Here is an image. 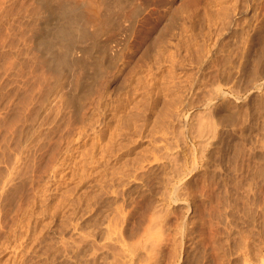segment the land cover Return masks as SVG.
<instances>
[{"label": "rangeland", "instance_id": "1", "mask_svg": "<svg viewBox=\"0 0 264 264\" xmlns=\"http://www.w3.org/2000/svg\"><path fill=\"white\" fill-rule=\"evenodd\" d=\"M1 3L0 264H264V0H110L80 65L38 45L47 3ZM204 137L167 200L170 158L189 169Z\"/></svg>", "mask_w": 264, "mask_h": 264}, {"label": "bare ground", "instance_id": "2", "mask_svg": "<svg viewBox=\"0 0 264 264\" xmlns=\"http://www.w3.org/2000/svg\"><path fill=\"white\" fill-rule=\"evenodd\" d=\"M5 1V0H4ZM108 1H110V0H108ZM108 1H105V0H53V1H51V2H54V3H50V0H43V2H45V3H47V7L45 8V9H48V11L46 10V12H50L49 14H50V16H47V18H49V19H46L48 22L46 23L47 25L46 26H44L46 29H45V31L44 32H46V33H44V34H42L41 36L42 37H38L39 39H37V41H39V43H38V45L39 44H46V46L49 48V50L51 51H56V55H54L55 56V59L58 61L57 63L58 64H62L63 63V65L64 64H66V62H70V64L72 63H77V62H74V60L73 59H75V58H73L74 56V53H75V50H77L78 48H81L80 47V45H79V43L81 42L82 43V41L84 40L83 38H85L86 36H88V35H90L91 33H92V26L93 25H95V26H97V25H100L101 26V24H103L104 22H103V19H105L106 20V18H105V15L108 13H106V14H104L103 13V8H105V2H108ZM123 1V0H122ZM222 1V0H221ZM233 1V0H232ZM236 1V0H235ZM240 1V0H239ZM112 2V1H111ZM110 2V3H111ZM116 1H114V3H115ZM206 2H207V0H206ZM244 2V1H243ZM0 3H1V0H0ZM113 3V2H112ZM113 3V4H114ZM118 3V4H117ZM116 4L117 5H119V2H117ZM121 3V2H120ZM224 3V2H223ZM222 3V4H223ZM238 3H240V2H238ZM245 3V2H244ZM252 3V2H251ZM2 4V3H1ZM0 4V5H1ZM3 4H4V2H3ZM109 4V3H108ZM221 4V3H220ZM221 4V5H222ZM111 5V4H110ZM211 5V4H210ZM226 5V4H225ZM238 5V4H237ZM241 5V4H240ZM243 5V4H242ZM2 6V5H1ZM217 6V5H216ZM215 6V7H216ZM220 6V5H219ZM231 6V5H230ZM4 8H5V6H3ZM200 7H202V6H200ZM7 8V7H6ZM110 9V6L109 7H107V9ZM113 8V7H112ZM211 8V7H210ZM221 8V7H220ZM241 8V7H240ZM2 9V8H1ZM106 9V10H107ZM204 9V8H203ZM215 9V8H214ZM225 9H226V7H225ZM5 10V9H4ZM105 10V9H104ZM217 10V9H216ZM0 11H2V10H0ZM6 11V10H5ZM110 11H112L111 9H110ZM204 11V10H203ZM207 11V10H206ZM218 11H219V9H218ZM225 11V10H224ZM239 11V10H238ZM106 12V11H105ZM133 12H134V10H133ZM208 12V11H207ZM210 12V11H209ZM213 12V11H212ZM219 12H221V10L219 11ZM240 12V11H239ZM118 12H116V14H117ZM135 13V12H134ZM205 14V13H204ZM210 14V13H209ZM213 14V13H212ZM211 14V15H212ZM222 14V13H221ZM225 14V13H224ZM230 14V13H229ZM48 15V14H47ZM104 15V16H103ZM110 15V14H109ZM214 15V14H213ZM217 15H218V13H217ZM220 15V14H219ZM223 15V14H222ZM226 15H227V13H226ZM52 16H53V18L55 19L54 20V22H53V20L51 19L52 18ZM116 16V15H115ZM208 16V15H207ZM224 16V15H223ZM230 16V15H229ZM228 16V17H229ZM213 17V16H212ZM216 17V16H215ZM221 17V16H220ZM2 18V17H1ZM109 18H111V17H109ZM108 18V19H109ZM223 18V17H222ZM114 19V18H113ZM112 19V20H113ZM117 19V18H116ZM221 19V18H220ZM51 20H52V22H51ZM224 20V19H223ZM109 20H107V22H108ZM236 21V20H235ZM106 22V21H105ZM106 22V23H107ZM216 22V21H215ZM231 22V21H230ZM200 23V22H199ZM223 23V22H222ZM93 24V25H92ZM238 24V23H237ZM92 25V26H91ZM106 25V24H105ZM104 25V26H105ZM216 25V24H215ZM236 25V24H235ZM264 25V24H263ZM91 26V28H89ZM99 26V27H100ZM104 26H102L101 28H103ZM107 26V25H106ZM99 27L98 28H96L97 30L99 29ZM264 27V26H263ZM94 28V27H93ZM105 28V27H104ZM89 29H91L90 31H89ZM94 30H95V28L93 29V32H94ZM101 30H103V29H101ZM202 30V29H201ZM242 30V29H241ZM240 30V31H241ZM100 31V30H99ZM2 32V31H1ZM96 32V31H95ZM97 33V32H96ZM92 34H95V33H92ZM98 34V33H97ZM204 34V33H203ZM202 35V34H201ZM91 36V35H90ZM89 36V37H90ZM95 36H96V34H95ZM203 36V35H202ZM92 37H94V35L93 36H91L90 38L91 39H93ZM87 38V37H86ZM83 39V40H82ZM95 42V41H94ZM253 42V41H252ZM87 44V43H86ZM85 44V45H86ZM203 45V44H202ZM43 46V45H42ZM199 46H201V45H199ZM264 46V45H263ZM46 47V48H47ZM85 47V46H84ZM203 47V46H202ZM201 47V48H202ZM43 48V47H42ZM47 48V49H48ZM263 48V47H262ZM2 49V48H1ZM53 49H55V50H53ZM103 49V48H102ZM3 50V49H2ZM43 50V49H42ZM47 51V50H46ZM162 51V50H161ZM202 51V50H201ZM163 52V51H162ZM206 52H207V50H206ZM215 52V51H214ZM261 53V52H260ZM76 54V53H75ZM206 54V53H205ZM52 55V54H51ZM52 55V56H53ZM48 56V55H47ZM50 56V55H49ZM73 56V57H72ZM105 57V56H104ZM73 58V59H72ZM79 58V57H78ZM256 59H258V58H256ZM52 60V59H51ZM104 60V59H103ZM203 60V59H202ZM76 61H78V60H76ZM51 62V61H50ZM55 62V61H54ZM82 63H83V61H81ZM199 62V61H198ZM80 63V61L77 63L78 65H80L79 64ZM230 63V62H229ZM256 63V62H255ZM69 64V63H68ZM71 64V65H72ZM84 65V64H83ZM93 65V64H92ZM260 65V64H259ZM59 66V65H58ZM95 66V65H94ZM56 67V66H55ZM96 67V66H95ZM108 67V66H107ZM250 67V66H249ZM58 68V67H57ZM62 68V67H61ZM99 68V67H98ZM2 69V68H1ZM103 69V68H102ZM54 70V69H53ZM57 70H59V69H57ZM1 71V70H0ZM61 71V70H60ZM104 71V70H103ZM2 73V72H1ZM81 73H83V72H81ZM95 74H96V72H94ZM99 73V72H98ZM97 73V74H98ZM85 74V73H84ZM103 74V73H102ZM254 74V73H253ZM261 75V74H260ZM91 76V75H90ZM255 76V75H254ZM80 77H83V76H80ZM257 78V77H256ZM87 79V78H86ZM106 79H108V78H106ZM55 80V79H54ZM58 80V79H57ZM78 81V80H77ZM83 81V80H82ZM90 81V80H89ZM254 81V80H253ZM86 82H88L87 80H86ZM250 82V81H249ZM53 83V82H52ZM57 82H55V84H56ZM91 83V82H90ZM79 84V83H78ZM85 83H83V85H84ZM90 85V84H89ZM257 85V84H256ZM81 86V85H80ZM255 86V85H254ZM258 87H260V86H258ZM90 88V87H89ZM250 88V87H249ZM88 89V88H87ZM2 90V89H1ZM87 91V90H86ZM89 91V90H88ZM212 91H213V89H212ZM4 92V91H3ZM79 92V91H78ZM215 92H217V91H215ZM225 92V91H224ZM224 92H221V93H223V95H224ZM240 92V91H239ZM1 93V92H0ZM208 93V92H207ZM206 93V94H207ZM212 92L210 91V94H211ZM218 93V92H217ZM220 93V92H219ZM82 94V93H81ZM213 94H214V96H215V93L213 92ZM76 95H78V94H76ZM204 95V94H203ZM231 95V94H230ZM68 96H69V94H68ZM193 96V95H192ZM211 96L213 97V95L211 94ZM221 96V95H220ZM81 97H82V95H81ZM212 97H210V95H209V97H208V100H209V102H208V105H210V100H211V98ZM221 97H224V96H221ZM235 97V96H234ZM261 97V96H260ZM68 98V97H67ZM207 100V101H208ZM213 100H215V99H213ZM222 100V99H221ZM76 101V100H75ZM77 101H78V99H77ZM206 101V102H207ZM263 101V100H262ZM66 103H67V101H66ZM74 105V104H73ZM204 105V104H203ZM217 105V104H216ZM72 106V105H71ZM210 106H212L211 107V109H213L214 107H215V105H213V104H211ZM209 106V107H210ZM263 107V106H262ZM208 110L210 109V108H207ZM260 109V108H259ZM206 110H204V112H205ZM253 111V110H252ZM210 112H213V110L212 111H210ZM209 112V113H210ZM206 113V112H205ZM251 113V112H250ZM76 114V113H75ZM194 114V113H193ZM255 114V113H254ZM260 115V114H259ZM194 117V116H193ZM201 117V116H200ZM197 118V119H199V120H202L201 118ZM206 117V116H205ZM208 117V116H207ZM213 117V116H212ZM209 118V117H208ZM211 118V117H210ZM210 118H209V121H210ZM194 119H195V117H194ZM205 119V118H204ZM203 119V120H204ZM205 120H207V119H205ZM212 120V119H211ZM263 122V121H262ZM192 123V122H191ZM212 123H213V120H212ZM190 124V123H189ZM197 125V124H196ZM206 125V124H205ZM214 125V124H213ZM264 125V124H263ZM192 126V125H191ZM199 126H200V124H199ZM214 127V129H215V125L213 126ZM183 128H184V126H183ZM197 128V127H196ZM262 128V127H261ZM177 129H178V127H177ZM176 129V130H177ZM201 129H203L202 127H201ZM205 129V128H204ZM207 129L209 130V128H208V125H207ZM242 129V128H241ZM175 130V131H176ZM189 130V129H188ZM195 130V129H194ZM207 130V131H208ZM211 130H212V128H211ZM210 130V131H211ZM173 131V130H172ZM190 131V130H189ZM218 131V130H217ZM194 132V131H193ZM198 132V131H197ZM201 132V131H200ZM214 132V131H213ZM174 133H176L177 134V136H179L180 137V140H181V138H183V136H184V134H185V132H184V130L182 129V128H180V129H178V131H176V132H174ZM173 133V134H174ZM210 133V132H209ZM223 133V132H222ZM175 134V135H176ZM194 134V133H193ZM196 134V133H195ZM188 135H190V134H188ZM206 135V134H205ZM211 135H213V133L211 134ZM176 136V137H177ZM186 136V135H185ZM199 136L200 137H198V138H202L204 135L203 134H199ZM217 136V135H216ZM195 137H197V136H195ZM209 137H210V135H209ZM172 138H173V136H172ZM207 138V137H206ZM205 137L200 141H197V142H199V144H197L196 146H195V150H196V152H193L192 151V157H190L191 159V161H190V164H191V167L188 169L187 168V170H184V168L182 167L183 165H182V163H181V165H179L178 167L177 166H175L176 164H178V163H175V161L172 159V158H170L171 160H170V162L172 163L171 165L173 166V167H171L172 169H169V170H172V173H169V174H167L166 175V182H164V185L165 184H167V185H165V186H168L169 185V187H166V188H169V190L168 191H164V193H163V195L165 194V197L164 198H166L167 197V200H170L171 199V201L172 202H176V201H178L179 202V200H182V198H184L186 195V191H185V189H187L186 188V185H187V181L189 180V179H187V180H185L184 179V177H185V175H187L189 172L191 173L192 171L193 172H195V170H196V168L198 169V167H197V165H196V162H195V159L197 158H202L203 157V153H204V150H205V148H206V146L209 144V143H207L208 141H205V140H207ZM230 138V137H229ZM245 138V137H244ZM176 139V138H175ZM191 139V138H190ZM194 139V138H193ZM221 139V138H220ZM177 140V139H176ZM185 140V139H184ZM218 140V139H217ZM222 140V139H221ZM179 142V141H178ZM231 142V141H230ZM184 143V142H183ZM213 143V142H212ZM232 143V142H231ZM216 150V149H215ZM225 150V149H224ZM240 151V150H239ZM167 152V151H166ZM197 152H199V154H198V156H196L197 154ZM218 153V152H217ZM234 153V152H233ZM238 153V152H237ZM174 154V153H173ZM209 154V153H208ZM165 155V154H164ZM167 155V154H166ZM169 156H170V154H169ZM165 157V156H164ZM174 157V156H173ZM204 158V157H203ZM202 158V159H203ZM263 158V157H262ZM167 159V158H166ZM175 159V158H174ZM216 159V158H215ZM224 159V158H223ZM176 160V159H175ZM180 160V159H179ZM189 160V159H188ZM213 160V159H212ZM226 160H227V158H226ZM231 160V159H230ZM177 161V160H176ZM182 161V160H181ZM187 161V160H186ZM204 161V160H203ZM206 161V160H205ZM177 162H179V161H177ZM262 162V161H261ZM204 163V162H203ZM170 164V163H169ZM232 164V163H231ZM259 164V163H258ZM203 165V164H202ZM264 165V164H263ZM262 165V166H263ZM167 166H168V164H167ZM170 166V165H169ZM180 166H181V168H180ZM229 166V165H228ZM261 166V167H262ZM203 167V166H202ZM258 167H259V165H258ZM135 168V167H134ZM150 168V167H149ZM204 168V167H203ZM202 168V169H203ZM206 168V167H205ZM204 168V169H205ZM213 168V167H212ZM216 168H217V165H216ZM233 168V167H232ZM151 169V168H150ZM214 169V168H213ZM261 169V168H260ZM152 170V169H151ZM230 170V169H229ZM146 172H147V170H145ZM144 171V172H145ZM153 171V170H152ZM151 171V172H152ZM218 171V170H217ZM231 171V170H230ZM143 172V173H144ZM150 172V171H149ZM210 172V171H209ZM232 172V171H231ZM230 172V173H231ZM257 172V171H256ZM168 173V172H167ZM206 173V172H205ZM262 173V172H261ZM144 174H146V173H144ZM147 174H148V172H147ZM151 174V173H150ZM161 174V173H160ZM214 174V173H213ZM217 174V173H216ZM260 174V173H259ZM136 175V174H135ZM152 175V174H151ZM150 175V176H151ZM223 175V174H222ZM253 174H251V176H252ZM149 176V175H148ZM189 176V175H188ZM195 176V175H194ZM213 176V175H212ZM250 176V175H249ZM255 176V175H254ZM155 177V176H154ZM163 177H165V173H164V176ZM208 177V176H207ZM215 177V176H214ZM217 177V176H216ZM139 178H141V177H139ZM147 178V177H146ZM152 178V177H151ZM159 178H161L160 176H159ZM249 178V177H248ZM263 178V177H262ZM162 179V178H161ZM163 179H165V178H163ZM215 179V178H214ZM247 179V178H246ZM256 179V178H255ZM147 180H150V178L149 179H147ZM223 180V179H222ZM234 180V179H233ZM249 180V179H248ZM162 182L164 181V180H161ZM215 181H217V180H215ZM246 181V180H245ZM256 181V180H255ZM258 181V180H257ZM147 182V181H146ZM149 182V181H148ZM151 182V181H150ZM189 182V181H188ZM234 182V181H233ZM249 182V181H248ZM260 182V181H259ZM143 183H144V181H143ZM235 183V182H234ZM240 183V182H239ZM244 183V182H243ZM163 183H161V185H162ZM217 184H218V182H217ZM248 184V183H247ZM246 184V185H247ZM164 185L163 186H160L161 187V189L164 187ZM189 185V184H188ZM211 185V184H210ZM237 185V184H236ZM246 185H244V186H246ZM238 186V185H237ZM243 185H241V187H242ZM248 186V185H247ZM253 185H251V187H252ZM149 187V186H148ZM230 187V186H229ZM249 187V186H248ZM149 188H151V186L149 187ZM148 188V189H149ZM171 188V189H170ZM226 189V188H225ZM248 189V188H247ZM250 189V188H249ZM162 190H166V189H162ZM191 190H193V189H191ZM219 190V189H218ZM230 190V189H229ZM244 190H245V188H244ZM149 191V190H148ZM147 191V192H148ZM225 191V190H224ZM237 191V190H236ZM249 191V190H248ZM144 192V191H143ZM242 192H244V191H242ZM250 192H251V190H250ZM146 193V192H145ZM151 193H153V192H151ZM167 193V194H166ZM168 193H170V194H168ZM187 193H188V191H187ZM233 193V192H232ZM248 193V192H247ZM148 194V193H147ZM238 194V193H237ZM244 194V193H243ZM151 195H153V194H151ZM185 195V196H184ZM189 195V194H188ZM216 195V194H215ZM229 195V194H228ZM233 195V194H232ZM248 195V194H247ZM253 196V195H252ZM140 197V196H139ZM144 197V196H143ZM148 197V196H147ZM228 197V196H227ZM246 197V196H245ZM220 198V197H219ZM148 199V198H147ZM151 199H154V198H151ZM224 199H227V198H224ZM156 200V199H155ZM166 200V199H165ZM221 200V199H220ZM223 200V199H222ZM141 201V200H140ZM145 201V200H144ZM152 201V200H151ZM160 202H161V200H159ZM159 201H157V203H156V201H155V203L157 204V205H155V207L153 208V210H152V216H153V218L154 217H158L159 215H156V214H158V212H160V215H162L161 214V212L162 211H164L165 210V213H167V206L170 204H168L166 207H164V204L162 205L161 203H159ZM183 202H185L184 200H182ZM211 201V200H210ZM209 201V202H210ZM213 201V200H212ZM231 201V200H230ZM164 201H162V203H163ZM170 202V201H169ZM226 202V201H225ZM246 202V201H245ZM251 202V201H250ZM147 203V202H146ZM145 203V204H146ZM150 203V202H149ZM159 203V204H158ZM144 204V203H143ZM189 203L187 202V206L185 205V207L187 208V210L189 209V205H188ZM226 204H229V203H226ZM247 204V203H246ZM253 204V203H252ZM248 205V204H247ZM251 205V204H250ZM88 206V205H87ZM194 206V205H193ZM232 206V205H231ZM239 206V205H238ZM237 206V207H238ZM249 206V205H248ZM152 207L153 206H151V209H152ZM236 207V206H235ZM234 207V208H235ZM253 207V206H252ZM257 207V206H256ZM150 208V207H149ZM181 208V207H180ZM194 208V207H193ZM196 208V207H195ZM225 208V207H224ZM229 208H231V207H229ZM233 208V209H234ZM172 209V208H171ZM192 209V208H191ZM247 209H248V207H247ZM162 210V211H161ZM185 210V209H184ZM242 210V209H241ZM245 210V209H244ZM244 210H242V211H244ZM182 211V210H181ZM143 212V211H142ZM171 212V211H170ZM163 213V212H162ZM164 213V216H166V214ZM217 213V212H216ZM140 214V213H139ZM229 214V213H228ZM235 214V213H234ZM242 214V213H241ZM233 215V214H232ZM240 215V214H239ZM256 215V214H255ZM123 216V215H122ZM143 216V215H142ZM152 216L151 217H149V221L150 220H153L152 219ZM125 217V216H124ZM246 217V216H245ZM141 218V217H140ZM151 218V219H150ZM144 219V218H143ZM191 219V218H190ZM219 219V218H218ZM223 219V218H222ZM229 219V218H228ZM235 219V218H234ZM253 219V218H252ZM263 219V218H262ZM145 220V219H144ZM148 220V219H147ZM156 220V219H155ZM162 220V219H161ZM160 220V221H161ZM166 220V219H165ZM169 220V219H168ZM193 220V219H192ZM191 220V221H192ZM230 220H231V218H230ZM236 220V219H235ZM148 221V222H149ZM154 221V220H153ZM184 222H185V220H183ZM224 221V220H223ZM240 221V220H239ZM251 221H253V220H251ZM121 222V221H120ZM162 222V221H161ZM164 222V221H163ZM225 222V221H224ZM230 222V221H229ZM243 222V221H242ZM147 223V222H146ZM150 223V222H149ZM157 223V222H156ZM173 223H175V222H173ZM181 223V224H180ZM179 223V229H177V230H179L180 232H177V233H180V236H183L184 235V229L185 228H183L184 227V225L183 224H185V223H183L182 224V222H180ZM191 223V222H190ZM193 223V222H192ZM195 223V222H194ZM121 224V223H120ZM142 224V223H141ZM143 224H145V223H143ZM165 224V223H164ZM167 224V223H166ZM224 224V223H223ZM227 224V223H226ZM238 224V223H237ZM242 224V223H241ZM111 225V224H110ZM127 225V224H126ZM147 225L149 226V224L147 223ZM233 225V224H232ZM253 225V224H252ZM140 226V225H139ZM146 226V225H145ZM152 226H153V222H152ZM165 226V225H164ZM188 226V225H187ZM258 226V225H257ZM113 227H114V225H113ZM120 227V226H119ZM127 227V226H126ZM155 227H156V225H155ZM158 227V226H157ZM167 227V226H166ZM223 227H224V225H223ZM262 227H263V225H262ZM116 228V227H115ZM150 228V227H149ZM148 228V229H149ZM151 228H153V227H151ZM173 228H175V227H173ZM229 228H230V226H229ZM254 228V227H253ZM259 228V227H258ZM86 229V228H85ZM91 229V228H90ZM90 229H89V231H90ZM167 229V228H166ZM186 229H187V227H186ZM192 229V228H191ZM225 229V228H224ZM240 229V228H239ZM87 230V229H86ZM102 230V229H101ZM112 230V229H111ZM119 230V229H118ZM154 230L156 231V233L159 235V236H155V235H157V234H154V236L156 237L155 239H157L158 237H160V234L162 233H160L159 234V230L156 228H154ZM154 230H151V231H154ZM162 230H164V229H162ZM243 230V229H242ZM242 230H241V232H242ZM113 231V230H112ZM172 231V230H171ZM186 231V230H185ZM231 231V230H230ZM256 231V230H255ZM131 232H133V231H131ZM141 232H143L142 231V229H141ZM149 232V231H148ZM169 232V231H168ZM222 232V231H221ZM234 232V231H233ZM244 232V231H243ZM249 232H251V231H249ZM261 232V231H260ZM117 233V232H116ZM119 233H121V232H119ZM150 233V232H149ZM165 233V232H164ZM163 233V234H164ZM176 233V232H175ZM189 233H191L190 231H189ZM193 233V232H192ZM246 233H247V231H246ZM110 234V233H109ZM144 234V233H143ZM147 234V233H146ZM171 234V233H170ZM245 234V233H244ZM103 235V234H102ZM107 235V234H106ZM119 235V234H118ZM121 235V234H120ZM139 235H140V232H139ZM176 235V234H175ZM179 235V234H178ZM108 236V235H107ZM135 236V235H134ZM151 236H152V234H151ZM227 236V235H226ZM110 237V236H109ZM141 237V236H140ZM146 237H147V239L150 237V236H147L146 235ZM145 237V238H146ZM224 237V236H223ZM246 237H247V235H246ZM257 237H259V236H257ZM114 238V237H113ZM120 238V237H119ZM137 238L139 239V237L137 236ZM142 238V237H141ZM163 238V237H162ZM182 238V237H181ZM128 239V238H127ZM144 239V238H143ZM165 239V238H164ZM167 239H169V238H167ZM172 239H173V237H172ZM188 239V238H187ZM245 239V238H244ZM258 239V238H257ZM118 240V239H117ZM149 240V239H148ZM154 240V239H153ZM158 240V239H157ZM156 240V241H157ZM176 240V239H175ZM184 240V239H183ZM221 240V239H220ZM111 241V240H110ZM150 241V240H149ZM152 241V240H151ZM155 241V240H154ZM190 241V240H189ZM227 241V240H226ZM236 241V240H235ZM247 241V240H246ZM256 241V240H255ZM83 242V241H82ZM139 242V241H138ZM146 242V241H145ZM145 242H143V243H145ZM225 242V241H224ZM224 242H222L221 243V246H222V244L224 243ZM124 243V242H123ZM132 243H133V240H132ZM134 243H135V240H134ZM137 243V242H136ZM135 243V244H136ZM143 243H141L142 244V246H143ZM148 242H146V244H147ZM152 243V242H151ZM194 243V242H193ZM251 243V242H250ZM79 244V243H78ZM103 244V243H102ZM106 244V243H105ZM113 244V243H112ZM131 244V243H130ZM129 244V245H130ZM156 244V243H155ZM226 244V243H225ZM231 244V243H230ZM244 244V243H243ZM150 246H151V244H149ZM153 245H154V243H153ZM232 245V244H231ZM246 245V244H245ZM256 245V244H255ZM67 246V245H66ZM72 246V245H71ZM175 246V245H174ZM68 247V246H67ZM104 247H105V245H104ZM155 247V246H154ZM130 248V247H129ZM143 248H145V247H143ZM149 248V247H148ZM161 248V247H160ZM169 248V247H168ZM172 248H173V246H172ZM175 248V247H174ZM127 249V248H126ZM162 249H164V248H162ZM67 250V249H66ZM71 250V249H70ZM114 250H116V249H114ZM143 250V249H142ZM229 250V249H228ZM125 251V250H124ZM129 251V250H128ZM131 251H133V248H132V250ZM151 251V250H150ZM162 251V250H161ZM173 251V250H172ZM86 252V251H85ZM142 252V251H141ZM238 252H240V251H238ZM119 253V252H118ZM121 253H124V252H121ZM133 253V252H132ZM146 253V252H145ZM173 253V252H172ZM75 254V253H74ZM137 254V253H136ZM143 254V253H142ZM174 254V253H173ZM82 255V254H81ZM88 255H89V253H88ZM141 255V254H140ZM100 256V255H99ZM122 256H124V255H122ZM128 256V255H127ZM143 256H144V254H143ZM167 256V255H166ZM172 256V255H171ZM175 256H176V253H175ZM83 257V256H82ZM118 257V256H117ZM138 257V256H137ZM155 257V256H154ZM243 257V256H242ZM74 258V257H73ZM80 258V257H79ZM101 258V257H100ZM149 258V257H148ZM71 259V258H70ZM139 259V258H138ZM153 259V258H152ZM204 259V258H203ZM243 259V258H242ZM68 260V259H67ZM100 260V259H99ZM198 260V259H197ZM77 261V260H76ZM120 261V260H119ZM122 261L123 260H121L120 262L122 263ZM148 261V260H147ZM243 261V260H242ZM90 262V261H89ZM139 262V261H138ZM163 262V261H162ZM77 263H79V262H77ZM173 263V262H172ZM90 264V263H89ZM124 264V263H123ZM138 264H140V263H138Z\"/></svg>", "mask_w": 264, "mask_h": 264}]
</instances>
